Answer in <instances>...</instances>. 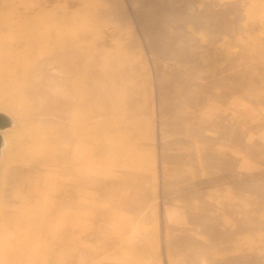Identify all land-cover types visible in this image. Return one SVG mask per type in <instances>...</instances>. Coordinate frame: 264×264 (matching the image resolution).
<instances>
[{
  "label": "rangeland",
  "instance_id": "374dc122",
  "mask_svg": "<svg viewBox=\"0 0 264 264\" xmlns=\"http://www.w3.org/2000/svg\"><path fill=\"white\" fill-rule=\"evenodd\" d=\"M0 112V264H264V0H0Z\"/></svg>",
  "mask_w": 264,
  "mask_h": 264
},
{
  "label": "bare ground",
  "instance_id": "6f19581e",
  "mask_svg": "<svg viewBox=\"0 0 264 264\" xmlns=\"http://www.w3.org/2000/svg\"><path fill=\"white\" fill-rule=\"evenodd\" d=\"M48 42V41H47ZM60 43V42H59ZM45 48V47H44ZM50 48V47H49ZM54 48V47H53ZM48 49V48H47ZM75 49V48H74ZM50 50V49H49ZM53 50V49H52ZM55 51V50H54ZM66 51V50H65ZM41 52V51H40ZM53 52V51H52ZM62 52V51H61ZM66 52H64V54H65ZM72 53V52H71ZM75 53V52H74ZM47 55H49L48 54V52L46 53ZM50 54H52V53H50ZM63 53H61V55H62ZM62 55V56H64L65 58H66V56L65 55ZM69 54V53H68ZM40 55V54H39ZM53 55H54V53H53ZM55 55H56V53H55ZM81 55V54H80ZM46 56V55H45ZM59 56H60V54H59ZM62 56H60V58L58 59L57 57V61L59 62V71L61 72V71H68L69 70V72L70 71H72L73 73L75 72H77V70L75 69V67H76V65L75 66H69V64L70 63H68L69 61L68 60H66L64 57H62ZM67 56H69V55H67ZM47 57V56H46ZM72 57H73V55H72ZM55 58V59H56ZM50 59H52V58H50ZM54 59V58H53ZM83 59V58H82ZM87 59V58H86ZM71 61V60H70ZM80 61V60H79ZM75 62V61H74ZM74 62H73V64H74ZM86 62V61H85ZM87 63V62H86ZM83 64V63H82ZM64 72H63V75H65L64 74ZM65 72V73H66ZM84 73L85 71H81L80 72V74L81 73ZM22 73V72H21ZM68 73V72H67ZM71 73V72H70ZM33 74V73H32ZM16 75V74H15ZM84 75V74H83ZM83 75H81V76H83ZM80 76V77H81ZM68 77V76H67ZM66 77V78H67ZM78 77V76H77ZM84 77H88V75L87 76H84ZM91 78H92V76L90 77V79L89 80H91ZM94 78V77H93ZM69 79V78H68ZM43 84V83H42ZM42 84L40 83V82H38V81H36V83L34 84L35 86H36V89L34 90V91H31L30 92V98H31V100L32 101H34V100H40L41 98H44V93H45V91H44V89L42 88L43 86H42ZM57 86V85H56ZM71 86V85H70ZM69 86V87H70ZM88 88V87H87ZM58 89H59V87H58ZM62 89V88H61ZM47 91H48V88H47ZM90 92L92 91V90H89ZM55 92V91H54ZM53 92V93H54ZM60 92H61V90H60ZM47 94V93H46ZM69 94V93H68ZM82 95V94H81ZM91 96V95H90ZM89 96V97H90ZM82 98H83V96H82ZM88 98V97H87ZM93 99V98H92ZM63 100V99H62ZM78 100H80V99H78ZM87 100V99H86ZM89 102V101H88ZM77 105V104H76ZM64 106V105H63ZM46 107V106H45ZM59 108V107H58ZM68 108V107H67ZM71 108V107H70ZM32 109V108H31ZM43 109H44V107H43ZM73 109V108H72ZM33 110V109H32ZM48 110L50 111V110H52V109H50V108H48ZM35 111H37V108L35 109ZM38 111H43V110H38ZM62 112V111H61ZM59 113L58 111H56V110H54V113H55V115L56 114H59L61 117L63 116L62 115V113ZM1 113V112H0ZM39 113V112H38ZM67 113V112H66ZM2 114H4V113H2ZM34 114V113H33ZM4 115H6V114H4ZM32 115V114H31ZM7 116V115H6ZM9 119H10V121H11V125H10V127L12 126V119L9 117V116H7ZM63 118V117H62ZM61 118V119H62ZM64 120H65V118H63ZM35 123H36V121H35ZM44 123V122H43ZM48 123V122H47ZM46 123V124H47ZM34 124V123H33ZM50 124V123H49ZM48 124V125H49ZM54 124V123H53ZM45 126V125H44ZM43 126V127H44ZM10 127H8V128H10ZM38 127V126H37ZM47 127V126H46ZM8 128H6V129H8ZM32 128V127H31ZM42 128V127H41ZM54 128V127H53ZM6 129H4V130H2L1 132H0V135H1V145H0V158H1V156L3 155V158L2 159H0V161H1V163H0V166H8V164L11 162V157H12V154H14V158H15V156L16 155H18L20 152H22L23 150H24V148H32V149H35V146H31V145H33L32 144V141H31V144H30V146H29V144L27 145V143H22V142H20L21 140H19V138H16V139H14V149H13V153H12V149H4L3 148V146H4V141H3V137H2V132H4ZM51 129V128H50ZM40 130V129H39ZM61 130V129H60ZM42 131V130H41ZM58 131V130H57ZM63 131V130H62ZM32 132H36L35 130L34 131H32ZM42 132H44V131H42ZM55 132V131H54ZM39 133V132H38ZM47 133H49V132H47ZM46 133V134H47ZM58 133H60V131H58ZM62 133V132H61ZM60 133V134H61ZM37 134V133H36ZM60 134H58V135H60ZM21 135V134H20ZM49 135V134H48ZM52 135V134H51ZM18 137H19V135H17ZM16 136V137H17ZM68 137H70L71 138V136H68ZM68 137H66V138H68ZM29 138V137H28ZM40 138H42V137H40ZM74 138V137H73ZM27 139V138H26ZM68 140V139H67ZM66 139H65V141H67ZM70 140V139H69ZM77 140V139H76ZM13 141V140H12ZM36 141V140H35ZM42 142H45L46 140L45 139H43V140H41ZM72 142L74 141V140H71ZM71 141H70V143H71ZM78 141V140H77ZM34 142V141H33ZM62 142H64V140L62 141ZM62 142H61V140L60 139H50V140H48V141H46L45 143H43L44 144V148L46 147L48 150L50 149V151H54V149H55V147H52L51 145H56L57 147H59L61 150H62V147L63 146H65V145H63L62 146ZM10 144V143H9ZM38 144V143H37ZM42 144V143H41ZM65 144H66V142H65ZM68 144H69V142H68ZM72 146V145H71ZM70 146V147H71ZM42 147V148H43ZM3 148V149H2ZM57 150H59V149H57ZM56 150V151H57ZM65 150H69V149H65ZM64 150V151H65ZM55 151V152H56ZM23 152H25V151H23ZM27 152V151H26ZM71 152V151H70ZM40 153V152H39ZM60 153V152H59ZM65 154V152L63 153V155ZM23 155V154H22ZM60 155H62V154H60ZM41 156V155H40ZM54 156V155H53ZM65 156V155H64ZM70 156V155H69ZM35 157H37V156H35ZM13 158V157H12ZM13 158V159H14ZM20 159V158H19ZM40 159V158H39ZM61 159V158H60ZM22 160V159H21ZM41 160V159H40ZM20 161V160H19ZM57 161V160H56ZM67 161V160H66ZM65 161V162H66ZM42 162V161H41ZM69 162V161H68ZM64 163V162H63ZM53 165V164H52ZM10 166V165H9ZM8 166V167H9ZM50 166H51V164H50ZM7 167V168H8ZM6 168V169H7ZM19 169L21 168V167H18ZM18 168H17V170H18ZM64 168V167H63ZM15 169V168H14ZM31 169H33V168H31ZM38 169V168H37ZM20 171V170H19ZM46 171V170H45ZM33 172V171H32ZM41 173V172H40ZM60 173V172H59ZM24 174V173H23ZM22 174V175H23ZM43 174V173H42ZM49 174V173H48ZM51 174V173H50ZM58 174V173H57ZM11 175V174H10ZM25 175V174H24ZM6 176V175H5ZM26 176V175H25ZM24 176V177H25ZM29 176V175H28ZM64 176V175H63ZM14 177V176H13ZM73 177V176H72ZM8 178H10V176L8 177ZM5 179H6V177H5ZM20 179V178H19ZM26 179V178H25ZM53 179V178H52ZM2 181H3V179H1ZM2 181H0V219L2 220V219H4L5 217H9V216H11V213H9V212H7V210H9V205L8 204H5V202L3 201V193H2ZM7 181H8V179H7ZM12 181V180H11ZM18 181V180H17ZM26 181V180H25ZM6 182V181H5ZM27 182V181H26ZM37 182V181H36ZM58 182V181H57ZM60 182V181H59ZM47 183H49V182H47ZM64 183V182H63ZM72 183V182H71ZM8 184V183H7ZM5 185H6V183H5ZM40 185V184H39ZM39 185H38V187H39ZM73 185H74V183H73ZM51 186V185H50ZM59 186V185H58ZM61 188V187H60ZM66 188V187H65ZM69 188V187H68ZM54 189V188H53ZM73 189V188H72ZM71 189V190H72ZM63 190V189H62ZM11 191V190H10ZM35 192V191H34ZM37 192V191H36ZM56 192V191H55ZM57 192H59V191H57ZM56 192V193H57ZM64 192V191H63ZM77 192V191H76ZM10 193V192H9ZM23 193V192H22ZM68 193V192H67ZM58 194V193H57ZM65 194V193H64ZM6 195V194H5ZM5 195H4V197H5ZM11 195V194H10ZM37 195V194H36ZM75 195V194H74ZM19 196V195H18ZM41 196V195H40ZM79 196V195H78ZM16 197V196H15ZM48 197H49V195H48ZM64 195H59V196H57V200H58V203H59V201H60V203L62 202V200L64 199ZM54 198V197H53ZM68 198V197H67ZM10 199V198H9ZM43 199V198H42ZM46 199V198H45ZM33 200V199H32ZM21 201V200H20ZM28 202V201H27ZM76 202V199L74 200V202L73 203H75ZM60 203H59V205H60ZM27 203H25V205H26ZM62 204V203H61ZM36 206V205H35ZM56 206V205H55ZM12 207V206H11ZM26 207V206H25ZM23 208V207H21L20 209H23L26 213H28V217H27V221H29V224H31L32 225V228H29V227H26L25 228V230L26 231H29L30 232V234L32 235V234H35V235H37L38 233H39V231H41V234L43 235V236H47L46 235V233L44 234L43 233V229H44V227L42 228V230L40 229L39 231L37 230L39 227H40V221H49V220H52V219H56V218H60V220L61 219H63V217H62V214H64V213H61V212H59V211H50L49 210V208L48 209H46L45 211H43L42 212V210L40 209V210H35L34 208H32L31 210H28L27 209V207L26 208ZM32 207H33V205H32ZM62 209V208H61ZM63 210V209H62ZM19 212V211H18ZM14 213V212H13ZM12 213V214H13ZM21 218V217H20ZM24 218V217H23ZM65 218V217H64ZM12 220H14V219H12ZM25 220V223H26V219H24ZM64 220V219H63ZM3 221V220H2ZM53 221V220H52ZM24 222V221H23ZM22 222V223H23ZM24 223V224H25ZM46 223H48V222H46ZM46 223H45V225H46ZM44 224V223H43ZM4 225V224H3ZM3 225H2V228H3ZM44 226V225H43ZM55 226V225H54ZM9 227V226H8ZM7 227V228H8ZM33 227H34V229H33ZM49 227V226H48ZM10 228V227H9ZM12 229V228H11ZM5 230V229H4ZM44 232H45V229H44ZM11 233V232H10ZM52 233V232H51ZM41 234H40V236H41ZM53 234V233H52ZM34 235V236H35ZM49 235V234H48ZM52 236V235H51ZM47 239V238H46ZM61 239H62V237H61Z\"/></svg>",
  "mask_w": 264,
  "mask_h": 264
},
{
  "label": "water",
  "instance_id": "95a60500",
  "mask_svg": "<svg viewBox=\"0 0 264 264\" xmlns=\"http://www.w3.org/2000/svg\"><path fill=\"white\" fill-rule=\"evenodd\" d=\"M10 125H11L10 119L6 115L0 113V132L10 127ZM0 145H1V135H0Z\"/></svg>",
  "mask_w": 264,
  "mask_h": 264
}]
</instances>
